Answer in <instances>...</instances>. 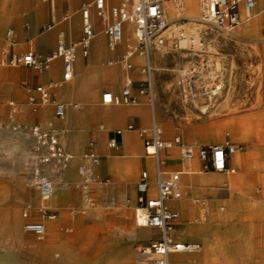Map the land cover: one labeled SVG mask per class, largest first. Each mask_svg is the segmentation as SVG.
Instances as JSON below:
<instances>
[{"label":"crops","instance_id":"crops-1","mask_svg":"<svg viewBox=\"0 0 264 264\" xmlns=\"http://www.w3.org/2000/svg\"><path fill=\"white\" fill-rule=\"evenodd\" d=\"M93 1L0 0V49L5 47L4 34L9 29L14 41L12 54L21 57L32 50L41 58L51 55L59 40L67 44L79 40L81 9ZM109 4L114 2L109 0ZM91 21L95 37L88 56L77 55L68 81L62 80L60 59L52 60L42 73L27 66L0 64V140L4 152H13L18 158L29 156L31 174L36 155L29 128L37 125L52 130L72 156L62 169H45L55 199L54 206L49 207V214L55 215L49 220L50 242L42 249L45 256L50 255L49 264H129L139 237L150 233L149 241L156 236L149 229H139L132 217L139 173L151 168L137 133L147 128L152 118L146 97L138 93L144 80L142 59L139 54L134 57L135 45L131 69L124 70L118 60L130 50V28L125 25L124 33L128 34L124 42L109 49L93 11ZM253 22L258 38L231 40L221 54L226 69L218 107L249 109V121L243 123L261 128L253 132L240 121L234 126L230 121L219 125L222 130L229 128L232 137L240 140V149L227 159V167L234 172H200L199 162L181 161L176 149L165 153V169L183 172L181 189L185 190V198L182 191L181 200L174 204L180 215L174 236L182 242L200 244L197 253L202 251L197 262L185 264H264V13H258ZM156 53L160 60L163 54ZM127 78L137 104H102V94L118 96ZM157 78L152 92L155 120L160 117L155 101L167 102L163 94L169 81L167 74ZM37 86L47 88L51 98L64 105L62 119L54 116L50 104L35 112L30 110L28 98L37 100L38 95L28 88ZM86 153L93 154L98 164L93 165ZM80 168L88 175L87 184L82 183ZM84 195L86 200H82Z\"/></svg>","mask_w":264,"mask_h":264},{"label":"built area","instance_id":"built-area-1","mask_svg":"<svg viewBox=\"0 0 264 264\" xmlns=\"http://www.w3.org/2000/svg\"><path fill=\"white\" fill-rule=\"evenodd\" d=\"M94 0L87 3L81 9V37L74 43H65L59 40L53 53L45 58L36 56L32 50H28L19 57L12 54L14 41L11 30L4 34L5 47L0 51V64L2 66H27L37 73L44 72L50 62L60 59L62 62V80L68 81L72 77V65L80 54L86 58L89 47L95 37L94 26L91 21V12L99 20L103 35L109 49H115L121 42L124 27L130 24L135 33V51H139L145 58L142 68L145 79L138 93L144 95L151 107L152 118L147 128L137 130L143 139V156L151 162V168L140 171L135 186V207L140 211V219L134 215V222L138 228H146L156 231V236L148 243L137 248V257L134 264H170V256L175 254H194L200 251L201 246L194 242H182L175 238L174 228L179 222V212L174 204L181 200V176L182 171L165 169L164 152L176 149L178 158L183 162H199L200 172H229L233 168L227 167V159L234 155L239 149L237 145L229 140L222 144L197 145L185 144L179 136L165 138L161 128L157 124L153 111V73L151 62V50L158 45L164 44L162 33L168 28L169 20L166 17L164 3L169 0ZM176 1V0H175ZM183 1V0H177ZM198 20L216 30L225 33L240 30L245 23L258 13H264V0H197ZM132 50L123 53L118 63L124 70L131 69L130 58ZM196 70H192L195 72ZM192 84V83H190ZM218 86H214L213 90ZM33 91L38 99L28 98V104L32 112L48 104L52 105L54 116L57 119L64 117V105L51 98L47 88L37 86L28 88ZM205 90L203 89V92ZM101 103L105 105H132L137 101L131 96V80L125 79L124 87L118 96L111 92H105L101 96ZM127 129L133 130L132 126ZM33 142V151L36 155L34 165L30 174V185L34 188L38 199L42 202L38 214L52 220L55 215L49 214L48 205L54 188L52 181L45 174V169L53 167L62 169L72 159L59 143L56 135L50 129H43L37 125L29 128ZM119 133V132H117ZM93 165L98 164V159L91 153H86ZM193 173L195 171H189ZM82 183L89 182L88 175L83 168L78 170ZM31 204H27L22 212V229L38 240L45 235L44 225L33 219Z\"/></svg>","mask_w":264,"mask_h":264},{"label":"rangeland","instance_id":"rangeland-1","mask_svg":"<svg viewBox=\"0 0 264 264\" xmlns=\"http://www.w3.org/2000/svg\"><path fill=\"white\" fill-rule=\"evenodd\" d=\"M176 2L179 3L177 0ZM256 16L257 14L245 23L240 30L231 33H225L206 25L207 34L202 37L203 39L192 45L191 49L185 50L174 41L189 23L188 19L182 18L176 20L177 27L170 36L171 43L160 48L163 51L162 58L160 60L155 58L156 46L151 50V62L154 68L153 85L157 87V77L159 75L167 74L169 80L166 84L168 86L166 88L167 92L163 94V96H166L167 102L155 101L156 114L157 112L160 113V117L157 116L156 119L157 124L165 138L179 136L188 145H219L225 140L240 145V140L238 141L232 137V131L229 128L223 130L220 128L222 138L220 141L215 140L219 125L223 121H230L233 126L240 121L247 130L253 132L261 130L258 125L243 123L249 121L246 119L249 115L247 114L249 109L218 107V101L222 99V91L224 90L222 87V80L224 79L222 74L226 69L225 57L221 55L222 51L231 40L258 38L253 22ZM171 22L173 20H170ZM126 27L127 30L130 28L133 33L130 24H126ZM127 34V32L124 33L121 43L124 42ZM215 35H217V38H215ZM130 40L131 46L129 49L131 50L136 45V40H133L132 37ZM138 54L141 56V68H143L142 54L136 51L134 57L139 56ZM192 70L196 71L192 72ZM190 83H194L196 88L190 87ZM214 86H218L220 90L216 92V96H211ZM199 107H205V113H202ZM2 115L3 111L0 110V116ZM168 152H164L162 158H165V153ZM3 153L6 154L5 158ZM5 162L7 165H4ZM32 163L29 156L28 158H18L13 152L12 154L4 152L3 143L0 140V264H49L51 260L50 255L45 256L42 250L50 242L51 221L40 218L38 214L42 202L30 185L29 173ZM188 176L191 177V175ZM182 191L183 198H185L184 190ZM193 198H198V196H193ZM52 200H55L54 195L44 205L46 204L50 208L53 207ZM82 200H86V195L83 196ZM29 203L32 207L33 219L42 222L45 226V237L42 240L25 233L22 229L23 219L21 215ZM134 208L135 202L133 203V218ZM151 231L156 232L155 230ZM149 235L150 233H143L139 237L140 242L137 248L148 243ZM137 248L129 264H134ZM201 252L188 255L175 254L170 256L169 261L170 264H185L186 261L193 260L197 262V257Z\"/></svg>","mask_w":264,"mask_h":264},{"label":"bare ground","instance_id":"bare-ground-1","mask_svg":"<svg viewBox=\"0 0 264 264\" xmlns=\"http://www.w3.org/2000/svg\"><path fill=\"white\" fill-rule=\"evenodd\" d=\"M168 2V3H167ZM164 3V10L166 13V16L168 20H173V22L169 23L168 28L162 33V37L164 39V44L156 46V52L163 54L161 47L165 46V41L170 40V36L175 32L177 27V21L179 19L185 18L189 20V23L184 27L183 32L179 33V37L174 40L176 41V44L182 48V49H191L192 45L200 42L202 37L206 35V24L201 23L198 20V5L196 3V0H183L176 2L175 0H169ZM131 37L133 40L135 39V33L133 30V33L131 32ZM215 38H217V35H215ZM136 40V39H135ZM170 42V41H169ZM157 54V53H156ZM156 58V56H155ZM187 70V69H185ZM192 88H196V85L194 83L189 85ZM220 90L219 87L217 89L211 91V96H216V92ZM154 96H155V90H154ZM184 101V100H183ZM220 104V103H219ZM195 107V106H194ZM218 108V107H217ZM199 110L202 113H205L206 108L205 107H199ZM155 114V113H154ZM189 116V115H188ZM192 116V114H191ZM225 125V123H224ZM221 129H218V134L215 137L216 141H220L222 136ZM203 142L205 140H202ZM149 162V161H148ZM191 169V168H190ZM55 174V173H54ZM191 178V177H189ZM184 190V189H183ZM185 192V190H184ZM18 202V201H17ZM135 214L138 219H140V211L135 207ZM15 219V217H14Z\"/></svg>","mask_w":264,"mask_h":264}]
</instances>
